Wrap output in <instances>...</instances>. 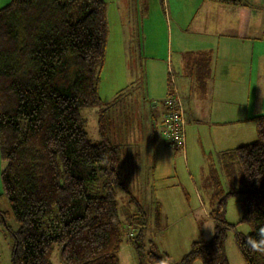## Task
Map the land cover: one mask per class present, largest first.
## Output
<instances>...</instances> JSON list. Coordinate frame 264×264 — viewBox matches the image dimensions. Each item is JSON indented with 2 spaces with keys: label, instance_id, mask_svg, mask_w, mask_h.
Masks as SVG:
<instances>
[{
  "label": "trees",
  "instance_id": "trees-1",
  "mask_svg": "<svg viewBox=\"0 0 264 264\" xmlns=\"http://www.w3.org/2000/svg\"><path fill=\"white\" fill-rule=\"evenodd\" d=\"M106 39L103 0H10L0 8V179L17 223L11 264H55V254L60 264H120L125 229L114 188L122 186L124 158L106 133L97 93ZM184 57L204 87L210 54ZM86 107L99 108L98 141L85 130L80 111ZM252 119L256 139L220 154L228 191L215 172L206 178L214 190L212 236L193 241L178 264H228L224 215L230 195L240 202L239 222L250 227L246 236L234 235L235 245L245 264H264V254L246 243L264 224V114ZM99 179L95 193L91 187ZM142 222L136 233L126 228L138 264H165L144 249Z\"/></svg>",
  "mask_w": 264,
  "mask_h": 264
},
{
  "label": "rangeland",
  "instance_id": "rangeland-1",
  "mask_svg": "<svg viewBox=\"0 0 264 264\" xmlns=\"http://www.w3.org/2000/svg\"><path fill=\"white\" fill-rule=\"evenodd\" d=\"M9 1L0 0V5ZM103 1L107 39L97 93L106 109L105 119L110 124H107L106 133L112 143L120 144L124 158L122 186L114 188L125 229L118 253L119 262L138 264L126 228L130 225L136 233L142 227V221H146L142 240L144 249L154 251L165 264H178L193 241L207 240L213 234L205 226L207 223L214 230V190L210 183H205L208 175L212 174H209L210 170L213 168L222 181L218 185L223 192L228 191L229 186L213 151L215 149L209 147L210 142L203 140V146L191 142L188 148L186 145L179 148L170 145L160 127L164 113L156 122L157 135H151L149 130L153 127L151 112L161 109H154L155 105L160 106L170 89L176 88L173 83L170 89L167 88L169 69L164 56L168 48L173 51L178 48L176 40L179 35L187 36L188 31H184L186 18L191 17L192 1L195 0ZM98 111L97 107H86L80 111L92 141L100 140ZM248 130L246 140L237 146L256 139L254 124L246 123L241 131ZM202 147L205 151L212 150V159L206 160L201 155ZM129 153L135 159L132 156L128 158ZM2 167L0 159V172ZM100 184L99 179L91 187L93 192L100 193ZM2 192L0 179V264H11L12 232L17 229V223ZM223 196L219 194L217 199ZM241 216L238 198L228 196L224 215L228 225L224 241L228 264H245L234 241L235 234L246 236L250 232L248 224L239 222ZM53 261L60 264L56 254Z\"/></svg>",
  "mask_w": 264,
  "mask_h": 264
},
{
  "label": "crops",
  "instance_id": "crops-1",
  "mask_svg": "<svg viewBox=\"0 0 264 264\" xmlns=\"http://www.w3.org/2000/svg\"><path fill=\"white\" fill-rule=\"evenodd\" d=\"M192 6L184 29L187 36L179 35L178 48H168L164 56L169 69L167 88L171 80L181 100L184 145L210 142L222 168L220 154L246 140L249 130L241 131L246 123L254 124L256 133L252 118L264 114V0H244L237 6L195 0ZM244 8L248 10V21L241 35L237 13ZM188 52L210 54V75L204 87L198 85L185 63ZM161 105H155L154 109H161L150 114L153 136L157 135L156 122L164 112ZM201 150L206 160L212 159V150ZM212 172L213 168L209 174Z\"/></svg>",
  "mask_w": 264,
  "mask_h": 264
},
{
  "label": "built area",
  "instance_id": "built-area-1",
  "mask_svg": "<svg viewBox=\"0 0 264 264\" xmlns=\"http://www.w3.org/2000/svg\"><path fill=\"white\" fill-rule=\"evenodd\" d=\"M162 104L164 106V120L161 126L165 139L174 147H182L184 146L185 118L176 88L170 89Z\"/></svg>",
  "mask_w": 264,
  "mask_h": 264
},
{
  "label": "clouds",
  "instance_id": "clouds-1",
  "mask_svg": "<svg viewBox=\"0 0 264 264\" xmlns=\"http://www.w3.org/2000/svg\"><path fill=\"white\" fill-rule=\"evenodd\" d=\"M237 20L240 24V34L243 35L248 21V10L246 8L239 10L237 13ZM205 226L213 231V227L211 225L205 223ZM246 243L251 251L264 254V224L257 226L255 234L248 236Z\"/></svg>",
  "mask_w": 264,
  "mask_h": 264
}]
</instances>
